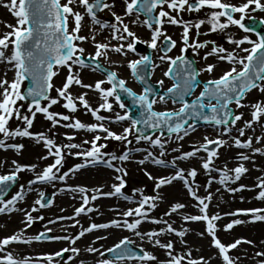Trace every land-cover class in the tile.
<instances>
[{
    "label": "snow or ice",
    "instance_id": "6c2138e0",
    "mask_svg": "<svg viewBox=\"0 0 264 264\" xmlns=\"http://www.w3.org/2000/svg\"><path fill=\"white\" fill-rule=\"evenodd\" d=\"M123 15H118L115 11H111L115 5L109 3L108 0H8L7 3H3L2 6L8 9L13 17L16 19L15 26L6 25L11 28L10 32L4 33L0 38V64L11 65L10 71H14V79L9 82L7 79L0 80V148L7 149L13 148L19 152L23 145L8 144L7 141L15 139L17 137H29L36 140L37 143H43L48 151V155L42 157V159H48L49 156L54 157L52 163L45 167L42 172L38 173L36 179L32 180L28 184V188L31 189L32 185L38 183H53L56 180L63 182L66 177L72 173L78 172L80 169L89 167L90 165H96L104 163L106 167L112 169L117 175L114 177L118 183L112 185V191L104 193L102 189L97 188L93 191L91 196L87 195L88 189L79 187L78 189H68L73 192H78L82 196L81 206L75 209L74 216L60 217L58 220H49L48 224H56L64 219L75 220L76 222L68 225V227H76L79 221L77 217L81 215L87 216L93 211H98L90 207V203L100 199L102 197L118 196L129 203H136V207L129 208L127 211L121 213L123 220L114 219L109 223H91L87 228H83L81 225V231L74 236H55L51 239L61 241L66 240L70 244L75 245L78 240L84 237L87 233L99 229L118 228L124 229L133 233L135 236L142 240L146 237L147 242L152 244L153 247L164 249L168 259L166 261H158L157 257L152 253L145 251L143 248L139 249L137 254L130 245L133 241L127 237L121 239L113 247L108 248V253H113V259H101L97 264H120L122 261H137L139 264H211L213 259L217 257H209L207 260L203 257L199 259L191 258V251L185 253L183 256L174 255V243L169 240L167 243H161L159 237L172 234L176 237L183 238L189 231L187 228L183 230H177L173 227L172 223L163 219H151L148 220L150 215L149 210H154L156 207V201L160 199L157 196H145L142 190L140 191V199L138 201H132L128 196L122 193V189L125 188V181L123 176L127 175V172L122 167H116L114 161L121 163L129 159V152H125L120 156L112 154L111 158L104 161L102 157L105 155L101 149L106 148V144H99L101 139L115 140L120 142L127 141L134 132L138 133L136 137L137 143L141 140L147 142L152 148L160 149V157L166 155L164 149L166 145L162 143L161 138L158 136L155 139L151 135H145V130L163 131L165 128L170 134L168 139L171 140V134H175L176 141H181L185 136L190 134V131L195 130V125L190 124V121H203L207 125L214 126L218 129L219 136H228L233 139L234 146L238 149H252L253 154L264 155V151L259 148L253 149V138L249 137L246 141L242 142L239 138L231 137V130L236 126L237 121H241L243 114L236 115L230 108L231 104H235L236 108L245 107L241 102L245 98V94L253 89L259 90L264 93V34H260L259 29L264 27V20L257 22L254 17H251V22L245 24V18L248 15V10L251 8L252 12L261 11L264 12V3L261 0H246L240 6L231 5L223 2V0H123ZM254 5V7H251ZM74 9H83V12ZM111 11L114 18V23L101 22L97 18V14L105 10ZM167 9V10H165ZM208 9L206 13L208 16L207 21L198 20L194 24L191 21H184L182 18L178 19L181 12L188 11L189 13L200 12L201 10ZM175 13L176 15H172ZM240 13V18L235 19L234 14ZM144 15L145 19L142 21L151 32L150 42L147 43L151 49H156L157 41L160 37H164V45L161 48L164 51V56H161V60L168 59L171 65H175L177 60L185 65L186 75L181 82L174 83L172 87L167 89L165 94L153 93L152 89L144 86L143 91L137 95L131 89L126 87V81L119 79L115 72H106V79L98 80L94 85L83 84L79 76V73L73 71L74 66L81 68L90 67L93 71H106L102 69L99 63L100 58L107 59L108 52H115L121 55L126 52L135 50L138 43H141L136 34L129 29V25L124 23L125 18L135 16L137 19L131 21L132 24H136L137 20ZM85 16L90 18L93 26L99 25L100 29H111L110 38L118 42L117 46L110 47L107 43L96 42L95 35L91 36L93 47L95 49L94 54L87 57L91 63H85V49L79 45L89 40L88 36L79 35L82 28V21ZM221 18H224L227 22H221ZM70 23L73 25L70 27ZM175 25L183 28L181 34L182 43L184 45L181 48V52H185L188 48L193 49V55L197 54L199 49L207 47L209 43L213 46L211 51L208 52L203 59L207 60L209 56H216L221 61H226L231 67L225 71L219 78L209 79L202 85V90L196 99L189 103L185 98L193 94L197 87H201L197 77L201 72H207L209 75L214 71L215 65L208 64L206 67L197 70L192 64L184 59L181 55L176 60L167 56V52L171 51L176 46V42L167 36L163 31L164 24ZM209 24L211 32L217 30L227 29L230 25L237 26L245 33H255L258 36L256 41L251 40L247 35L242 39L235 40L229 38L228 43L234 44L235 48L245 55L240 56L236 51H227L224 48H217L214 42L205 41L203 43L198 40H190V31L194 27L196 29V36L199 37L202 33L199 31L201 25ZM91 31V29H90ZM205 32L203 35H208ZM126 42V45H125ZM244 44L251 45L250 48L242 47ZM10 53V54H9ZM151 64V60L148 56L141 57L140 60L131 61L128 64L131 70L132 76L141 85H145L144 69ZM237 65L239 67H237ZM59 68L67 69V76L60 88H56V97L53 98L50 93L54 88L52 83L53 77L58 74ZM56 69V70H54ZM172 69H169L171 72ZM7 73H5V76ZM169 75V73H165ZM25 81L31 82V87L27 88L26 92L21 91V85ZM104 84H108V88L102 87ZM163 84V81H160ZM79 86L89 89L99 94L102 103L95 109L87 101V92L80 94L77 97H73L70 88L73 86ZM122 96L131 102V107L139 110V117L132 119L125 103L122 102ZM150 97H152L150 99ZM109 98L115 100L120 109L124 112L115 114V120H110L109 123H119L123 121H130V127H125L123 132L117 134L110 131L109 128L104 126L103 121L108 119L99 115L101 111L111 112L113 111V104L109 102ZM171 98L173 103H179L181 106L175 112H156L153 110V106L156 103H164L167 99ZM27 102V110L30 115H22L20 112L18 102ZM42 101H46L47 104L42 106ZM61 101L63 103L61 104ZM207 101V103H205ZM86 109L91 113L92 117L100 122L96 124L86 125L79 120L73 121L71 116L50 112L49 110L54 105H60L66 109L69 113H75L78 111L77 105ZM253 109L251 112V120L244 122L243 128H238L237 131L240 137L245 136V129L252 128L253 124L259 123L261 116H264V104L257 102L250 105ZM207 109L209 114L205 113ZM40 113L43 117L51 122V128L64 127L73 129L75 131H86L90 133H103L101 136L96 134L91 140H84L83 145H90L89 148L83 149L81 144L76 143H64L62 145H56L54 140L49 138L46 133H38L33 135L29 129L33 125V121L36 114ZM15 117L16 120L21 121L24 125L23 129L16 128L11 130L9 128V121ZM65 123H61V122ZM53 135H56L53 132ZM64 139L66 141H74L76 139L73 135L65 134ZM264 141V137H256L255 142L260 144ZM228 143L227 140L220 138L211 139L208 136L203 137V143L199 145H193L192 151L184 152L176 156L171 161V167L176 169L175 173L171 176H164L159 179L154 178L148 172L145 175L149 180H154L155 189L158 190L165 185H170L174 181H181L186 188L190 197L196 201L193 207L198 209L199 215L184 214L181 219L184 223L204 222L206 225L205 232L199 233L200 236H204L205 233L211 238V247L217 250L218 258L222 261V264H235L233 258L229 255L231 250L236 249L241 243H251V241L236 240L229 245L223 244L217 238V227L215 221L222 219L219 214L212 216L208 215V208L211 202L212 196L209 193L205 197H200L194 190L191 181H194L197 176L195 169L189 170L187 173L183 169L177 167V161L188 160L197 157L200 152L206 153V157H202L201 168L207 173L216 171L212 167L214 160L218 158V150L224 147ZM216 147L213 148L212 146ZM79 149V151L73 153L71 150ZM65 150H68L65 152ZM137 151H147V155L144 159L138 161L143 165L146 161L151 160L156 165L169 166L164 160L156 158L151 151L146 149H137ZM173 152H179V148H173ZM66 155H74L77 158H81L84 163L77 164L69 172L63 174L59 173V169L63 167V162ZM240 159L247 161L250 159L248 155L241 154ZM15 164V161H13ZM33 165L28 170H34ZM26 169L20 165H16L15 170L9 175L0 176V193L6 191L10 182L17 180V174L25 171ZM234 172V177L228 175V172ZM247 171V169L241 164L234 169L220 170V184L224 185L228 182L235 183L240 180L241 176ZM191 178V181L188 179ZM260 182L257 187L261 189L255 199L264 200V178H259ZM212 181H209V185ZM230 192H238L245 190L243 186L236 189H226ZM250 190V189H249ZM207 192V187L205 188ZM39 198L34 201L35 205L39 208H46L51 206V201L45 199V194L39 192ZM135 195V193H134ZM24 199V186H21L20 192L14 195L10 200L6 202L0 199V214L12 211H23L25 219L21 222L25 224V228L21 229L19 233L13 234L9 237L0 239V264H30L28 258L23 260H17L14 256L7 252L6 249L11 244L31 243V239L23 237V232L30 228L37 220H44L43 216L34 217L32 213L37 212V207H32L30 211L24 209H16L15 205L23 201ZM207 201V202H206ZM187 205L183 203H175L170 206V210L164 213V216L171 217L173 214H179L180 210L185 209ZM264 209H249V210H237L230 212L227 215L230 216H251L253 219L248 222H255L257 220H264ZM133 218L132 222H129L128 218ZM145 221L154 225H164L159 231L151 230L147 232L139 231L140 225ZM239 219L228 223L224 227V231H230L235 225L244 223ZM46 224L44 227L46 231L41 232L34 237L36 241L42 239H48V233H51L52 228ZM106 237H98V239H105ZM96 241H92L95 244ZM186 246V245H185ZM89 254L99 252L101 257H104L106 253L99 248L89 245L86 248ZM72 252L77 256L80 254V250L75 247L64 248L61 251H57L52 255H46L39 259L47 261L48 264L53 262L58 257H63L64 253ZM257 257H264V252H256ZM83 264V261L81 262ZM260 264H264V260L260 261Z\"/></svg>",
    "mask_w": 264,
    "mask_h": 264
},
{
    "label": "bare ground",
    "instance_id": "6f19581e",
    "mask_svg": "<svg viewBox=\"0 0 264 264\" xmlns=\"http://www.w3.org/2000/svg\"><path fill=\"white\" fill-rule=\"evenodd\" d=\"M111 3L118 5L123 0H108ZM241 1V0H237ZM243 1V0H242ZM246 1V0H245ZM264 3V0H262ZM8 0H1L0 1V32L3 33L10 30L9 27H6V25H14L13 17L11 13L2 6L3 3H7ZM63 2V0H62ZM262 3V2H261ZM119 6V5H118ZM254 7V6H251ZM75 10V9H74ZM208 10V9H205ZM248 17L253 15V12L251 11V8L248 10ZM257 11H255L256 13ZM262 15H264V12H262ZM105 17V18H103ZM253 17L257 18V16L253 15ZM97 18L101 22L108 23L111 19L114 20L111 13L102 12ZM103 18V19H102ZM133 19L129 20V23ZM73 26L70 23V27ZM99 25L93 26L91 23H88L86 20L82 22V28L79 34L81 36H88L89 40L85 43L80 44V47H83L85 49L84 55H91L94 54L95 49H93V42L91 40V36L95 35L96 42H103L106 39V33L99 31L97 29ZM131 27L133 30H136L139 36V39L141 43H138L135 47L134 51L126 52V54L122 55L121 57L117 58L116 56H112L108 52V58L104 59L103 57L100 58V62L105 66L106 69H109L110 72H115L117 74V77L119 79L126 81V87L131 89L134 93L136 92V85L134 83V80L132 78V75L130 73V69L128 67V63L130 61H136L140 60L141 58H138V52L137 50L141 49L144 51H150L151 48L148 47L147 43V35L144 34V32L137 26V24H131ZM91 29V31H90ZM193 34L192 38L194 40H198L199 42L203 43L207 40V36L203 35L205 33V27L200 28V32L202 33L199 37L196 36V29L191 28ZM190 31V32H191ZM231 35L229 36V33L227 36L229 38L239 40L242 39L244 36H248L251 40L253 39L256 41V37L251 32L245 33L241 29H239L237 26H233V29H231ZM169 32L176 35V28L172 27ZM230 32V31H229ZM2 35V33H1ZM233 44L229 43V49H232ZM206 48V47H205ZM205 48L199 49L203 51ZM92 49V51L90 50ZM236 49V48H235ZM237 50V49H236ZM10 54V53H9ZM156 59V54L153 55ZM155 58L151 57V65L149 70V82L151 85L157 87L161 92L167 90L172 86L171 80L168 78V75L166 76L165 73H168L169 66L166 65L165 67L160 64L158 65L155 60ZM214 60V65L216 66L214 71L209 75L207 72H202L200 78L202 79V82H206L207 79H211L212 75H214L216 72L221 70V66L226 65L221 60L217 59V57L212 58ZM207 65H203L202 67H206ZM11 65H5L0 64V80L7 79L9 82H11L14 79V71H10ZM231 67V65H230ZM229 67V68H230ZM56 70V69H54ZM73 71L75 73H79V76L82 80L83 84H92L94 85L96 81L101 80L99 76L94 74L91 71L86 70H77L73 67ZM5 73L7 75L5 76ZM223 72L219 75L221 76ZM67 76V69L66 68H59L58 74L53 77L52 83L54 85L53 90L51 91L50 95L55 98L56 97V88H60L65 81ZM216 78V77H215ZM160 81H163V84H160ZM76 86V85H73ZM70 88V92L72 94V90L74 87ZM104 87V85L102 86ZM79 90L75 92L73 97L79 96L77 93H84V90L82 87H79ZM87 96L86 99L90 103V105L93 107V109L97 108L102 101L100 100L99 94L91 91L89 89L86 90ZM200 92V87L196 90L194 95H197ZM109 102L113 104V111L106 112L101 111L98 113L99 115L106 117L108 119H105L103 121L104 126L109 128L110 131H116L121 129L123 122L119 123H109L110 120H115V114L120 113L121 115L124 114V112L120 109L119 105H117L112 98H109ZM245 107L236 108V105L233 104V109L237 112L236 114H243L242 120L238 121L239 128L244 127L245 121H250L251 112L253 109L250 107V105L255 104L257 102H260L264 104V93H261L259 90L254 89L249 94L245 95V98L241 101ZM63 101H61V104ZM47 102L44 104L46 105ZM43 106V105H42ZM78 111L75 113H69L66 109L61 107L60 105H54L49 111L54 113H61L65 115L71 116L72 120H79L80 122L90 125V124H96L100 123L96 121L91 113L87 112L86 109L82 108L77 105ZM171 109L170 104L166 101L164 103H156L153 106V110L156 112H169ZM27 115H30L29 113ZM261 122H264V116H261L260 118ZM65 123V122H61ZM24 125L20 126L21 129H23ZM51 128V122L47 121L42 114L37 113L36 117L33 121L32 127L29 129V131L35 135L38 133H46L47 136L54 140L56 145H62L64 143H76L81 144L83 149H87L90 147V145H83L82 142L84 140H91L95 133H90L86 131H75L73 129H68L64 127H57L55 129ZM236 126L234 127V129ZM237 130V129H236ZM204 130H199V128L195 129L193 133H190L189 135H192L189 137L191 140H183L182 142L176 141V137H172L171 140L165 139L162 141L166 145L164 151L166 153L165 156L160 157L158 154V151L160 153L159 148H152L150 145L143 141L142 144L131 141V144H128L127 148H133L135 145L140 146L142 149H146L148 151H151L155 157H159L160 159L164 160L165 163L171 165V161L178 155L192 151L193 145L195 144L194 138H200L202 136V132ZM53 132L56 133V135H53ZM205 132V131H204ZM65 134L67 135H73L76 137L74 141H66L64 139ZM220 138L227 140L228 143L224 146L223 151L221 153V156L217 158L214 161V164L212 167L216 170H224L227 168L228 170L234 169L239 166L238 163H235L236 159L239 156V151L232 150V146L230 144L231 139L229 137L219 136ZM249 137L253 138V149L259 148L257 147V143L255 142L256 137H264V133L262 135V132H260L257 123L253 124L252 128L245 129V136L240 137L238 135V138L241 139L242 142L246 141ZM153 139H155L153 137ZM264 143V141H262ZM261 142V143H262ZM8 144H16V145H23V148L17 152L13 148H7L6 150L3 148H0V174L2 173H11L15 170L16 165H20L24 167L26 170L23 172H20L17 174L18 177V186L16 187L15 191L10 195V197L7 200H10L14 195H16L21 190V186H24V199L23 201L18 202L15 205L16 209H24L30 211L33 205L31 204V198L33 197V192L35 190L42 191L43 193H51L55 196V200L51 207L45 211L38 210L37 212L32 213L34 217L43 216L44 220H37L32 224L30 228H27L25 232H23V237L29 235L32 229L34 230H43L46 231L45 225L48 224V221L51 220H58L60 217H71L74 216L75 209L81 206L82 203V196L78 192H73L68 189H78L79 187H84L88 189L87 195L91 196L93 194V191L97 188L102 189L104 193L111 192L112 185L118 183L114 179V177L117 174L109 173L103 168H92V167H85L83 169H80L76 173L70 174V176L66 177L63 182L60 180H56L53 183H44L42 186L39 185H32L31 189L28 188V184L30 181L36 179V176L38 173L42 172V170L49 165V162L51 163L54 160V157L49 156L48 159H42V157L48 155V151L46 147L43 145V143H37L35 139L29 138V137H17L15 139H10L7 141ZM173 148H179V152H173ZM261 151H264V148H259ZM252 150V149H250ZM68 150H65L67 152ZM73 153L79 151V149L71 150ZM147 155V151H143V156L141 157L144 159V157ZM202 156L200 154H197V157L191 158L188 160L183 161H177V167L180 169H183L185 173H187L191 169H195L197 171V176L194 181H191V178L188 177V179L192 182L194 190L198 192V194L205 191V188L214 187L213 185L207 186V183L209 180H217L215 176H213L211 173L205 172L203 168L200 167L202 163ZM111 158V156H110ZM109 158V159H110ZM108 159V160H109ZM15 161V164L13 163ZM84 163V161L81 158H77L74 155H66L63 167L59 169V173L63 174L65 172H69L70 169L74 168L77 164ZM33 165H35L34 170H28ZM115 165V164H114ZM141 167H146L148 169V173L152 175L154 178L159 179V177H164L168 174V176L173 175L175 173V169L171 170H165L161 168H155L149 163H144L143 165L140 164ZM139 168L137 172H139ZM233 172L229 171L228 175L233 177ZM221 178V177H220ZM218 179V181L220 180ZM259 178H264V159L263 160H256L251 166H250V172L248 176L243 180H238L235 183L228 182L226 183V189H236L241 186L244 187L245 190L238 191V192H230L226 190L225 188L219 189L217 188V195L214 196L213 204L214 209L212 210L210 207L209 209L211 212L215 214H219L220 216L223 214H227V212L224 213L225 210L232 209L236 204L243 205V203L250 199L254 200V198L257 196L258 187L257 184L260 182ZM124 179V177H123ZM125 181V188L122 189V193L125 196H128L132 199V201H138L140 199V191L142 190L143 195L145 196H157L159 195L160 199L156 201V207L154 210H149V217L148 220L151 219H159L163 217V219L168 220L169 223H172L177 230H183L184 228H187L189 231L183 238V243L181 242V238L176 237L175 235L169 236V235H163L159 237L161 243H167L169 240H171L174 243V255L183 256L185 253L191 251V257L193 254L196 253V255H199L200 257H203L204 259H208L209 257H217L214 253L210 252V246L208 245V239L210 237L205 235L202 237L199 235V233L205 232L206 225L204 222H193V223H184L181 219V216L184 214L188 215H195V213L198 211L196 207H193L195 204L194 201H188L184 198L182 195V191H180L178 188H176L175 184L165 185L162 188L156 190L154 180H149L148 177L145 175V173H138V177L133 178L132 176L127 177V179H124ZM134 186H131L130 183ZM182 183V182H181ZM179 186L178 184H176ZM183 185V183H182ZM67 187V193L69 194L67 197L63 198L60 196V190L59 188L64 189V187ZM184 186V185H183ZM250 189V190H249ZM135 193V195H134ZM206 193V191H205ZM69 197V198H68ZM58 198V199H57ZM69 199L71 201H69ZM6 200V201H7ZM5 201V202H6ZM175 203H183L187 205L185 209L180 210L179 214H173L171 217L164 216V213L166 211L170 210V206ZM246 203V202H245ZM90 207H93L94 209H98V211H93L89 213L87 216L81 215L80 217H77L76 220L79 221V224L76 227H68V225H71L75 223V220H69L64 219L62 221H59L56 224H48V227L52 228V233L56 236H73L74 233H79V230H81V225L83 228H87L91 223L101 224V223H109L114 219H120L123 220V216L121 213L124 211H127L129 208L136 207L137 205L135 203H129L128 201L118 197V196H112V197H102L100 199H97L96 201H93L89 205ZM210 212V211H209ZM211 216L212 214H209ZM222 217V216H221ZM24 212L23 211H12V212H5L0 214V237L6 238L13 234L19 233L21 229L25 228V224H23L21 221L24 220ZM129 222H132L133 218H128ZM241 221H245L244 223H241L239 225L234 226L230 231H224V225L228 222L227 218L222 217V219L215 221L216 227H217V236H220L221 238H227V239H233V240H242L241 237L243 235L247 236L248 238H257L262 235H264V221L261 223H255V222H248L249 218L243 216ZM164 225H154L147 221L142 223L140 225L139 231L141 232H147L151 230H157L159 231L161 228H163ZM98 237H106L105 239H98ZM128 238L129 240L133 241L132 245L135 248H143L145 251H148L155 255L158 259V261H166V252L164 249H160L157 247H153L152 244L147 242V238L145 237L143 240L137 236H135L131 232H127L124 229H118V228H108V229H99L96 231H93L91 233H87L84 237H82L80 240L76 242L75 245L70 244L66 240L57 241V243L51 247H60V248H71L75 247L80 250V254L77 256L75 253L71 252L70 256H74L73 262L71 264H81L83 261V264H97V262L103 258L99 255V252L94 254H89L86 251V248L91 245L92 247L99 248L101 251L107 248V246L113 244V242H116L117 240L120 241L121 239ZM96 241L95 244H92V241ZM117 241V242H118ZM242 244V243H241ZM240 244V245H241ZM186 245V246H185ZM16 249H19V253L26 255L30 261V264H33L35 262H40L41 259H39L40 253H35L30 250H28L25 247H16L14 244H11L7 247L6 251L11 253L13 256L17 257ZM95 261V262H93ZM219 262V258L213 259L211 264H217ZM60 264V263H55ZM120 264H139V262H121ZM152 264H157V262H152ZM186 264V260L184 262Z\"/></svg>",
    "mask_w": 264,
    "mask_h": 264
},
{
    "label": "rangeland",
    "instance_id": "374dc122",
    "mask_svg": "<svg viewBox=\"0 0 264 264\" xmlns=\"http://www.w3.org/2000/svg\"><path fill=\"white\" fill-rule=\"evenodd\" d=\"M108 2L111 3L110 1H108ZM223 2L229 3L231 5H235V6H240L243 3H245L246 1L245 0H243V1L242 0L241 1H237V0H223ZM261 2L263 3L262 0H261ZM118 5H115V7L111 11H115L118 15H123V7H124L123 2H121ZM252 6H254V5H252ZM75 10L83 12V9H75ZM165 10H167V9H165ZM105 11H106V13L107 12L111 13V11H109L107 9ZM105 11H103V12H105ZM209 11L210 10H205L204 9V10H201L200 12L189 13L188 11L185 10V11L181 12L180 16L177 17V18L178 19L182 18L184 21H191L194 24L196 21L201 20V19L207 21L208 16L206 15V13L209 12ZM172 15L175 16L176 14L175 13H172ZM253 15L257 16V18L255 19L257 22L264 20V15H262V12L261 11H257L256 13L253 12ZM103 18H105V17H103ZM234 18L235 19H239L240 18V14L238 16L235 15ZM130 19H133L134 20V19H137V18L135 16L125 18L124 23L125 24H128L130 31L134 32L136 34V36L139 38L137 31L136 30H133L132 27H131V24L132 23L131 22L129 23V20ZM84 20H86L88 23H91L90 18H88L87 16H85ZM84 20L82 22H84ZM143 20H144V18L142 16H140L139 19L137 20V23L136 24L144 32V34L147 35V41L150 42L151 32L149 31V29L146 26L143 25V23H142ZM249 20L250 19L248 18V16H246L244 23L245 24L249 23ZM13 21H14V25L13 26H15L16 19H13ZM221 22L223 23V22H227V21L224 18H221ZM108 23H114V20L111 19L110 22H108ZM172 27L173 28L174 27L176 28V35L175 36L169 32V30ZM201 27H203V28L205 27V31L207 33H209L208 35H206L207 36V40L206 41L214 42V44H215V46L217 48H221L222 47V48L226 49L229 52L236 51V52L239 53L240 56L245 55V53L240 52L238 49L236 50L234 44L231 45L232 46V49H229V43H228L229 37L227 36V34L229 33V36L231 35V32H232L231 29H233V26L230 25L227 29L217 30L216 32H211L210 25L207 24V23L201 25ZM192 28H194V27H192ZM97 29H99V31H101V32L106 33V35H107L105 41H103L101 43H107V44L110 45V47H114V46H117L118 45V42L117 41L111 40V38H110L111 29H100V27H97ZM261 30L264 31V27H262ZM10 31H11V28L7 32H10ZM162 31L167 36L171 37V39L173 41L176 42V46L167 54V56L170 57L171 59L176 60V58L179 57V56H181V55H183L184 57H189L190 59H192L194 61V64H195V67H196L197 70H200V69L203 68L202 67V64L203 65H208V64H213L214 65V60L212 58H215L216 56H209L207 60L203 59V57L208 52L211 51V48L213 46L212 43H209L207 45V47L203 51L198 50L197 54H195V55H193V49H191V48H188L185 52L182 53L181 52V48L184 47V45L182 43V39H181V34L183 32V28L182 27H179V26L170 25V24L165 23L164 26H163ZM1 33H2V35H1ZM191 33H192V31L190 32V34ZM3 35H4V33L1 31L0 32V38H2ZM79 35H81V34H79ZM192 36H193V34L190 35V40H194L192 38ZM163 41H164V37H160L158 39L156 49H152L150 51H144V50H141V49L137 50V52H138L137 57L138 58H141L143 56L149 55V57L155 58L153 55L156 54L157 59L155 58L156 59L155 61L158 62L157 64L158 65L162 64L164 67L166 65H169V68H170L172 65L170 64V62L168 61V59H165V60H161L160 59L161 56H164V54L161 53V47H162ZM125 45H126V42H125ZM242 47L250 48L251 45L244 44ZM90 50L92 51V49H90ZM109 53L112 54V56H116L117 58H119V57L122 56L119 53H115V52H111V51ZM87 57H89V55H87V56L84 55L85 63L86 64L91 63V61L88 60ZM222 62H224L226 65L221 66L222 67L221 70H219L214 75H212L211 79L219 78V75L222 72L224 73L225 71L229 70L230 65L226 61H222ZM99 63L102 66V69H104L106 71H93L90 67L81 68L79 66H74V68H76L79 71H81V70L91 71L94 74H96L97 76H99L101 78V80H103V79H106V72H110V71H109V69H106L105 66L100 61H99ZM237 67H239V66L237 65ZM130 73H131V71H130ZM201 74H202V72L197 77L198 78V81L201 84L200 91L202 90V85H203L202 79L200 78ZM131 75H132V73H131ZM132 78H133L134 83L136 85V92L135 93L137 95H139L143 90L140 89V87L138 85V82L135 80V78L133 76H132ZM168 78L171 80V78H170L169 75H168ZM207 80H209V79H207ZM171 83H172V86H173L174 82L172 80H171ZM25 86H26V84L24 82V84L21 85V91L22 92L24 91ZM73 87H74V89L72 90V94H74L75 92H77L79 90L78 86H73ZM108 87H109L108 84H104V88H108ZM154 88H156L158 90V94H165L167 92V90L161 92L155 86H154ZM197 89H198V87H197ZM83 90H84V92H86L87 89L86 88H83ZM195 92H196V90H195ZM250 92L246 93L245 95L249 94ZM194 93L192 94V96L188 100L189 102H191L192 100L196 99V97L199 95L200 92L197 95H194ZM77 94L80 95L81 93H77ZM112 100H114V99H112ZM114 102H115V100H114ZM167 102L171 106V109H170L169 112H175L181 106V105H178L177 103H173V100L170 99V98L167 99ZM41 103H42V105H44L46 103V101H42ZM124 103H125L126 109L128 110L131 118L133 119V116L137 115V111L131 112L130 111V108H129L130 105L127 102H124ZM26 104L27 103H25L24 101L18 102V105L17 106L19 107L20 112H21L22 115H27L28 114V110H27ZM230 108L235 112V114L237 113L233 109V104L230 105ZM250 120H251V117H250ZM22 125H23L22 122L16 120L15 117L12 120L9 121V128L11 130H15L16 128H20V126H22ZM257 126H258L260 132H262V135H263V133H264V122L259 121V123H257ZM125 127H130V121H124L121 129L116 130L114 132L117 133V134H120V133L123 132V129ZM197 128H199V130H204L205 131V132L204 131H201L202 132V136L200 138H194L195 144H197V145L203 143V137L204 136H208L211 139L220 138L217 135L218 129H216L214 126L207 125V124L204 123L203 125H200V126H196L195 125V129H197ZM238 128H239V124H238V121H237L236 128L235 129L232 128V130H231V134H230L231 137L238 138L239 133L236 130ZM190 133H193V131H190ZM95 134H99L101 136L104 135L103 133H95ZM151 136L154 137V138H156V137L159 136L161 138V141H163L165 139H168V137H169V136L164 137V136H162L160 134H154V135H151ZM191 136L192 135H187V136L184 137L183 140H185V139L186 140H191V139H189V137H191ZM136 137H137L136 136V132H134L132 135L129 136L128 139L130 141L137 142ZM172 137H176V136L175 135H171V138ZM224 137H228V136H224ZM0 138H2V137H0ZM220 139H222V138H220ZM183 140H181L180 142H182ZM233 142H234L233 139H231L230 144L232 145ZM98 143L99 144H106L107 145L106 148L101 149V151L105 154L102 157V159L104 161H107L110 158V156H112V154H115L116 156H120V155H122L125 152H129L130 155H129V159L127 161H125L123 163H121L119 161H114V164H115L116 167H122L127 172V175L126 176H123L124 179H127V177H130V176H132L133 178H136V177H138V173L139 172L140 173L149 172L148 169H146V167L145 168L144 167H141L140 164L138 163V161L142 160L141 157L143 156V151H137V149H142L140 146L135 145L133 148H130L129 149V148H127L128 147L127 141L120 142V141H115V140H110V139L109 140L101 139ZM139 143L142 144L143 143V140H141ZM257 147H259V148L263 147L264 148V143L262 142L260 144H257ZM223 148L224 147L219 148V150H218V158L221 156V153L223 151ZM232 150L237 151V152L239 151V156L236 159L235 163H238L239 166H241V164H242L247 169V171L241 176L240 180H243V179H245L248 176V174L250 172V166L256 160H258V159L259 160H263L264 159V155H259V154H255L254 155L253 154V151L250 150V149H238V148L232 146ZM158 154H159V151H158ZM198 154L206 157V153H204V152H200ZM241 154L248 155L250 157V159L247 160V161H242L240 159ZM156 158L160 159L159 157H156ZM51 161L49 162V164L51 163ZM146 163H149V165H151V166H153L155 168H161V169L171 170V171L173 170V168L169 164H168L169 166L165 167V166H162V165H156L151 160L146 161ZM89 167H92V168H103L104 170H106L109 173L117 174L112 169H109L108 167H106L104 163H100V164H96V165H90ZM138 168L140 170L139 172H137ZM175 171H176V169H175ZM9 174H11V173H2V174H0V176L9 175ZM211 174L217 178V180H211L212 183L210 185H213L214 187H211V188L208 187L207 188L208 191L206 193H205V191L202 192V193H200V194H198L197 191L196 192H197V195L200 196V197H202V198L205 197V196H207L209 193L211 194L212 199H211V202L209 204V207L213 210L214 209V204H213L214 201H213V199H214V196H216L217 193H218L217 192V188L222 189V190H223V188L226 189V187H225L226 184L222 185V184H220L218 182V179L221 177L218 170L211 172ZM232 175L234 177V175H235L234 172H233ZM166 176H168V174ZM159 178H161V177H159ZM209 181L207 183V186H209ZM43 184L44 183H38V184H35V185L42 186ZM172 184H175L174 186L176 188H178L180 191H182V195L184 196L185 199H187L188 201H194L190 197V195L188 194L186 188L182 185L181 181H174ZM176 184H178L179 186H177ZM130 185L131 186H134L132 184V182L130 183ZM17 186H18V177H17L16 186L9 193V195L4 199V201L7 200L10 197V195L15 191V189H16ZM65 188H67V187L65 186L64 189L59 188V190H60V196L63 197V198H65V197H67L69 195L66 192L67 189H65ZM260 191H261V189L258 188L257 195H258V193ZM39 192H42V191L35 190L33 192L34 194H33V197L31 198L32 199L31 200V204L33 205V207L34 206L37 207L40 211H45V210L49 209L51 206L50 207H46V208H39L38 205H35L34 204V201L39 198V195H38ZM44 194H45V197L46 196L49 197V201H51V205H52L53 202H54V200L56 199L55 196L53 194H51V193H45L44 192ZM69 201H71V200L69 199ZM194 202L196 203V201H194ZM245 202L243 203V205L236 204L232 209L225 210L224 213L227 212V214H228L230 212H235L237 210H249V209H258V208L264 209V200H258V199H255L254 198V200L248 199ZM208 213L214 215L209 208H208ZM199 214L200 213L198 211L195 213V215H199ZM227 214L221 215L222 217H225L228 220V222L225 225H227L228 223H231L234 220H237V219L241 220L243 218V216H230V215H227ZM260 215H264V213H260ZM245 217H248L249 218V221H251L253 219L251 216H245ZM262 221H264V220H257V221H255V223H261ZM215 225H216V223H215ZM225 225H224V227H225ZM173 227L175 228L174 225H173ZM79 231H81V230H79ZM41 232H44V231L43 230L41 231V230H34V229H32L30 232H28L30 234L24 237V238H27V239H31L32 240L31 243H21V244H14V245L16 247H25L28 250H30L32 252H35V253H40L39 258L44 257L46 255H52L55 252L61 251L62 249H64L63 247L60 248L58 246L55 247V248L51 247V245L53 246V244L55 245L57 243V240L51 239L52 237H55L56 236L52 232L51 233H48V237H49L48 238V240H49L48 242L36 241L34 239V237H36L37 235H39ZM76 234H78V231H77V233H74L73 236L76 235ZM166 235L171 236V234H166ZM217 238L223 244H225V245H229V244L235 242V240H233V239H230V238L227 239L228 237L227 238H221L220 236H217ZM0 239H3V238L0 237ZM241 239L242 240H245V241H251V243L250 244L249 243H242L236 249L231 250V252L229 253V255L233 258V260L235 261V264H260V261L264 260V257H257L255 255V253L256 252H264V235H262L260 237H257V238H254V239H252V238L250 239L247 236L243 235L241 237ZM117 241L116 242H113V244L107 246V248H105L104 250H102V251H104L106 253V255L104 257H101V258L112 260L109 257V253L107 252V249L113 247L116 243L119 242V241L118 242ZM210 241H211V238L208 239V245L210 246V252L211 253H214L215 256L218 257L217 250L211 247ZM130 247L134 251L136 250L138 252H139V249H141V248H135L132 244L130 245ZM16 253H17L16 254L17 257L14 256V258L17 259V260H23L24 258H28L26 255L20 254L19 253V249H16ZM70 255H71V252L64 253L63 257L62 258L61 257L56 258V260L53 262V264H55V263L71 264L73 262L72 260L74 259V256H70ZM164 258L168 259L167 256L164 257ZM191 258L192 259H199L201 257L199 255H196V253H195V254H193V256ZM93 262H95V261H93ZM122 262H126V263L127 262H134V263H136L137 261H122ZM33 264H48V262L47 261L40 260V262H35ZM217 264H222V261L219 259V262Z\"/></svg>",
    "mask_w": 264,
    "mask_h": 264
},
{
    "label": "water",
    "instance_id": "95a60500",
    "mask_svg": "<svg viewBox=\"0 0 264 264\" xmlns=\"http://www.w3.org/2000/svg\"><path fill=\"white\" fill-rule=\"evenodd\" d=\"M186 60L189 61L188 59H186ZM189 62H190V61H189ZM190 63H191V62H190ZM180 64H181V62L179 61V62L177 63V65H176V69L179 67ZM191 64H192V63H191ZM192 66H193V65H192ZM186 74H187V73H186ZM186 74L181 75L180 77L175 76L177 82H181ZM144 75H145V82H146V80H147V67L144 69ZM28 82H29V85H30V87H31V82H30V81H28ZM145 85H146V84H145ZM10 188H11V186H9V187L7 188V190L5 191L4 194H6V192H7Z\"/></svg>",
    "mask_w": 264,
    "mask_h": 264
}]
</instances>
